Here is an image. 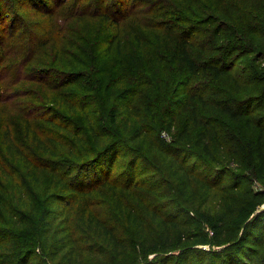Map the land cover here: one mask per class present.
<instances>
[{"label": "trees", "instance_id": "1", "mask_svg": "<svg viewBox=\"0 0 264 264\" xmlns=\"http://www.w3.org/2000/svg\"><path fill=\"white\" fill-rule=\"evenodd\" d=\"M129 2L0 6V29L6 8L23 19L0 38L2 139L19 160L1 166L0 264H38V248L66 264L88 250L111 256L90 264H264V0Z\"/></svg>", "mask_w": 264, "mask_h": 264}, {"label": "rangeland", "instance_id": "2", "mask_svg": "<svg viewBox=\"0 0 264 264\" xmlns=\"http://www.w3.org/2000/svg\"><path fill=\"white\" fill-rule=\"evenodd\" d=\"M133 0H130V2L128 3V8L129 6L131 5ZM221 5L223 6V8H226L228 5H231L233 2H237L238 0H218ZM3 2L4 0H1L0 2V6H3ZM6 10H8V17L5 18V20H3L2 22V26L3 28L0 29V38H3V37H8L10 34H12L14 31L16 30H19L23 24V19H20L18 15H12V11L9 9V8H6ZM13 18L14 20V27L12 26V21L11 19ZM34 21L37 20V16H32L31 17ZM162 18V16H155L154 18H152V20L154 21H157V20H160ZM91 24H89V26H91ZM88 26V27H89ZM126 38H128V36H126ZM5 63H7L5 61ZM51 64V62L49 63ZM3 65H4V62H0V70H2L3 68ZM52 67V66H51ZM14 73V69L13 71H11V75ZM56 73L53 75L55 76ZM52 76V75H51ZM9 92L11 91H6V90H1L0 89V96H4L5 94L7 96H9ZM163 108H165V105H162ZM42 110V109H41ZM1 112L0 111V159L2 160V162H0V184L1 186H3V190H5L7 188V186L9 185V182H10V179L8 177V174L6 172H4L1 168L2 165H4L6 168H8L9 170H12L14 168V166H18L19 165V160L16 158L15 156V153L14 151H8V149L6 148V145L2 139V130L4 128V124H3V115H1ZM264 112V111H263ZM263 112L261 111H258L256 112L257 116L260 117L261 114H263ZM188 113H189V110L188 109H184L182 111V114L180 115V126L185 122V119L186 117L188 116ZM45 114L47 115V112H45ZM12 116H14V114L12 113L11 114ZM15 117V116H14ZM11 120H14L15 122H17L16 125L13 126V132H14V135H15V138L19 141H24V130L22 128L21 125H19V122L17 121L16 118H12L11 117ZM101 124H104V122L102 121ZM131 132H133L132 130H127L124 131L121 129V127H119V133L121 136H124L125 139H128L129 137V134H131ZM169 139H172V136L169 135ZM136 145V143H132V146ZM148 147L147 144L144 145V148L143 149H146ZM123 152H126V154L124 155ZM132 155V150L127 147V148H124L122 149L121 151H119L114 157H115V163H114V166H113V170H112V175L111 176H120V172H121V168L120 166H122V164L124 162H126L129 157ZM140 162V165L139 167L141 168L143 162L142 160L139 161ZM139 174L142 175V173L139 172V169L137 170ZM123 180H125V177L123 176L122 177ZM148 183H150V180L149 179H146ZM254 184L257 185V186H262L264 185V183H262L261 181H254ZM9 187V186H8ZM98 193H96V196H97ZM100 200V196H97ZM101 207V210H102V213L100 214L101 216H107L109 217L111 220H114L115 218V214H116V211L114 209H112L111 207H108L107 204L106 205H100ZM174 207H179V205L175 204L173 205ZM176 212L180 213L182 216H186V215H189L187 212L183 211H179L177 210ZM89 243L91 241H88ZM135 244L133 242H131V250L130 252L125 256L124 259H132L134 257H136V249H135ZM109 253V252H108ZM35 256H37V263L38 264H66L67 263V260L68 259H63L61 257V255L57 256L54 260L51 258L52 255H46L42 249L38 248L36 250V254ZM40 256V257H39ZM46 257V259H45ZM102 257H111L109 256V254H107L106 252L104 253H101V252H96V253H91L90 250H88V258H86V262L89 263L90 260L94 259L95 262H99L100 260L98 258H102ZM124 257V256H123ZM121 257V258H123ZM152 257H153V254H152ZM194 259L196 260V257L195 256H192L191 257V260ZM59 260H62L61 262H58ZM197 260H203L204 263L203 264H211V261H212V258L210 255H200ZM124 261V260H123ZM80 262L79 261H74L73 264H79ZM169 264H173L171 261L169 262ZM219 264V263H218Z\"/></svg>", "mask_w": 264, "mask_h": 264}, {"label": "built area", "instance_id": "3", "mask_svg": "<svg viewBox=\"0 0 264 264\" xmlns=\"http://www.w3.org/2000/svg\"><path fill=\"white\" fill-rule=\"evenodd\" d=\"M165 135L167 136V134L165 133Z\"/></svg>", "mask_w": 264, "mask_h": 264}]
</instances>
